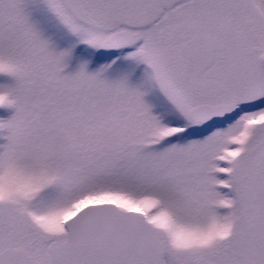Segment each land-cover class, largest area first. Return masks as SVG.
I'll return each mask as SVG.
<instances>
[{
    "label": "snow or ice",
    "instance_id": "obj_1",
    "mask_svg": "<svg viewBox=\"0 0 264 264\" xmlns=\"http://www.w3.org/2000/svg\"><path fill=\"white\" fill-rule=\"evenodd\" d=\"M0 264H264V0H0Z\"/></svg>",
    "mask_w": 264,
    "mask_h": 264
},
{
    "label": "rangeland",
    "instance_id": "obj_2",
    "mask_svg": "<svg viewBox=\"0 0 264 264\" xmlns=\"http://www.w3.org/2000/svg\"><path fill=\"white\" fill-rule=\"evenodd\" d=\"M11 115V112L0 110V119H7Z\"/></svg>",
    "mask_w": 264,
    "mask_h": 264
}]
</instances>
